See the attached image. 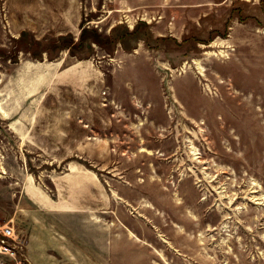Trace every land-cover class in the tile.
<instances>
[{
  "label": "rangeland",
  "instance_id": "obj_1",
  "mask_svg": "<svg viewBox=\"0 0 264 264\" xmlns=\"http://www.w3.org/2000/svg\"><path fill=\"white\" fill-rule=\"evenodd\" d=\"M14 1L0 0V220L21 242L0 264H27L39 235L29 186L56 199L81 168L105 187L80 208L97 227L49 234L78 247L67 264H264V0H76L67 33L35 10L56 0H31L29 20Z\"/></svg>",
  "mask_w": 264,
  "mask_h": 264
},
{
  "label": "crops",
  "instance_id": "obj_2",
  "mask_svg": "<svg viewBox=\"0 0 264 264\" xmlns=\"http://www.w3.org/2000/svg\"><path fill=\"white\" fill-rule=\"evenodd\" d=\"M66 1L56 0L54 3L49 4L40 2L35 10L38 13L46 12L51 15H56L58 24L64 27L62 29L67 33L68 30H71L72 27L79 24L83 18V14L76 0H69L72 5H70L71 7L69 6L70 8L68 6L64 7V4L67 3ZM31 3V0L14 1L17 11L26 14L25 16L27 17V14L31 11ZM27 20H29V17ZM26 28L30 29L28 26L20 29L23 30ZM24 31H22V34ZM59 33H62V31H59ZM30 81L37 82L35 79ZM59 177V179L53 181L55 189L57 190L56 199L50 197L42 186L38 187L37 185H33V187L29 186L28 193L25 195L29 202H32L33 208L40 210L28 211L29 225L34 230L33 237L37 231L39 235L34 238V244L32 245L30 244L32 241L31 235L29 234L30 237L27 240L25 253L27 264H67V259L64 256L69 253L68 249H77L78 247H62L60 243H57L60 242V239L56 241L49 240L48 237H51L49 234H52L54 231H68L69 229L67 228L75 225L83 226L86 229L97 227L93 221L92 213L84 214L87 212H81L82 210L80 208H84L87 203L92 204L97 199L99 200V196L102 194L105 186L101 183L98 172L89 168H81L77 169L75 174L69 172ZM63 235L67 237L68 241L72 239L68 234H62V239H64ZM89 242H96L94 236L90 237ZM55 244L59 247L54 246Z\"/></svg>",
  "mask_w": 264,
  "mask_h": 264
},
{
  "label": "built area",
  "instance_id": "obj_3",
  "mask_svg": "<svg viewBox=\"0 0 264 264\" xmlns=\"http://www.w3.org/2000/svg\"><path fill=\"white\" fill-rule=\"evenodd\" d=\"M16 226L11 221L0 220V252L12 253L13 247L20 244V237L17 235Z\"/></svg>",
  "mask_w": 264,
  "mask_h": 264
},
{
  "label": "bare ground",
  "instance_id": "obj_4",
  "mask_svg": "<svg viewBox=\"0 0 264 264\" xmlns=\"http://www.w3.org/2000/svg\"><path fill=\"white\" fill-rule=\"evenodd\" d=\"M203 71V70H202Z\"/></svg>",
  "mask_w": 264,
  "mask_h": 264
}]
</instances>
